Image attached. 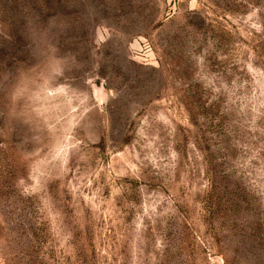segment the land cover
Here are the masks:
<instances>
[{
  "label": "rangeland",
  "instance_id": "374dc122",
  "mask_svg": "<svg viewBox=\"0 0 264 264\" xmlns=\"http://www.w3.org/2000/svg\"><path fill=\"white\" fill-rule=\"evenodd\" d=\"M0 264H264V0H0Z\"/></svg>",
  "mask_w": 264,
  "mask_h": 264
}]
</instances>
